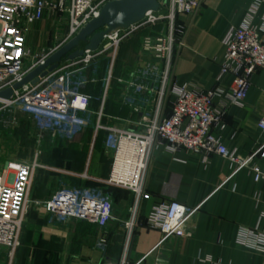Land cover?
Instances as JSON below:
<instances>
[{
	"label": "built area",
	"instance_id": "2783aa9c",
	"mask_svg": "<svg viewBox=\"0 0 264 264\" xmlns=\"http://www.w3.org/2000/svg\"><path fill=\"white\" fill-rule=\"evenodd\" d=\"M107 1L0 0V90L19 81L54 51L32 55L25 36L29 24L42 19L46 11L58 16L66 13L67 37H70L96 17ZM202 2L159 0L158 9L148 10L141 20L106 32L97 49H84L81 56L62 60L56 69L39 77L36 83L28 82L14 90L9 99L0 100V116L6 111L13 112L8 126L4 127L17 125L18 115L22 113L30 115L34 123V141L40 147L43 140L69 139L77 130H84L90 119L94 120L95 133L100 129L107 131L104 147L111 154L110 174L103 183L128 189L136 195L142 191L147 162L156 142H163L170 152L185 149L200 154L204 160L209 154L216 153L228 160L233 173L249 168L254 181L261 182L264 187V169L253 159L264 143L252 154L241 156L227 149L212 131L213 126L221 122L223 114L214 105V98L223 94L232 104H239L253 73L264 69V0H252L241 22L225 33L222 39L224 60L216 76V85L207 90L193 82L178 84L171 75L174 49L182 43L184 35L177 17L196 14ZM256 18L258 23H255ZM156 25L160 26L157 30L153 28ZM145 28L152 31L141 34L140 48L143 55L150 58L124 74L114 76L113 67L121 42ZM103 56L108 63L101 78L99 105L96 110H91L92 96L85 89L90 83H96ZM26 59L30 63L25 67ZM226 73L233 76L228 91L220 82ZM112 80L120 86L121 102L139 112L138 130L101 123ZM167 94L172 97L171 111L162 116ZM257 125L264 132V115ZM38 154L39 150L34 152L32 160H0V247L8 249L9 258L19 245L25 215L31 206L42 207L48 225L53 227H68L74 220H85L102 228L112 218L110 192L101 185H82L78 180L77 186L72 185L65 178L80 176L72 171H58V187L49 198L31 200L29 193L34 172L41 166ZM197 209L198 206H186L176 200H161L152 207L145 225L160 230L162 240L172 235L190 237L193 230L189 220ZM130 212V218L124 223L128 229L135 226V206ZM100 241L104 243L105 239ZM236 241L264 253V229L240 227ZM206 260L218 264L210 258ZM99 264L130 263L123 256L118 262L102 260Z\"/></svg>",
	"mask_w": 264,
	"mask_h": 264
},
{
	"label": "crops",
	"instance_id": "0c3cea01",
	"mask_svg": "<svg viewBox=\"0 0 264 264\" xmlns=\"http://www.w3.org/2000/svg\"><path fill=\"white\" fill-rule=\"evenodd\" d=\"M251 3L252 0H203L196 14L179 15L177 23L183 26L184 35L174 49L172 79L178 84L196 83L202 90L214 87L224 60L222 39L231 26L241 22ZM53 14L46 11L40 21L27 26L26 44L32 55H41L46 44L54 50L58 47L47 37ZM150 31L142 29L121 42L114 67L116 76L150 58L140 48L141 34ZM232 80L230 73L222 77L220 82L226 91ZM86 92L99 95L101 88L90 83ZM171 101L167 94L162 116L170 114ZM117 103V89H112L104 103L101 123L138 130L139 112ZM98 105L99 100L92 101L90 108ZM214 105L223 114L212 131L227 149L248 156L264 143V132L257 125L264 115V69L253 73L239 104H232L222 94L214 98ZM82 132V137L73 140L57 139L55 151L38 155L40 159L37 156L41 166L35 169L30 199L49 198L60 176L58 171H72L80 175L77 180L82 185L107 187L113 204L112 218L102 228L85 220H74L68 227H53L48 225L42 207L31 206L11 258L8 249L0 247V264H99L102 260L118 262L123 256L130 264H211L207 258L218 264H264V253L236 241L240 227L264 229V187L254 181L249 168L233 173L228 160L216 153L204 160L200 154L185 149L170 152L163 142H156L149 155L142 191L136 195L103 183L111 169V154L104 147L107 131L95 133L88 128ZM253 159L264 169V147ZM161 200L198 206L189 220L193 230L190 237L172 235L162 240L160 230L145 225L152 207ZM134 206L135 226L128 229L124 223Z\"/></svg>",
	"mask_w": 264,
	"mask_h": 264
},
{
	"label": "water",
	"instance_id": "95a60500",
	"mask_svg": "<svg viewBox=\"0 0 264 264\" xmlns=\"http://www.w3.org/2000/svg\"><path fill=\"white\" fill-rule=\"evenodd\" d=\"M158 7L159 0H109L105 2L96 17L89 20L69 40L58 46L43 62L27 72L19 81L0 90V100L9 99L14 90L28 82L36 83L39 77L56 69L64 58L73 60L81 56L84 49H97L106 32L128 27L141 20L148 10H157ZM81 43L84 45L81 46Z\"/></svg>",
	"mask_w": 264,
	"mask_h": 264
},
{
	"label": "rangeland",
	"instance_id": "374dc122",
	"mask_svg": "<svg viewBox=\"0 0 264 264\" xmlns=\"http://www.w3.org/2000/svg\"><path fill=\"white\" fill-rule=\"evenodd\" d=\"M53 13L54 14L51 15V19H49L51 23V28L47 36L49 37L48 42L49 40H54L56 44H59L58 46H60L61 44L69 40L74 34L70 37H67L68 15L66 13H63L62 15L58 16L57 13L55 12ZM45 46L46 47L44 48V51H42V53H48L54 50L53 47H49L50 44H46ZM29 63L30 61L26 59L24 61V66L26 67ZM112 89H117V91L119 92V88L116 86V84L114 87V84L111 83V90ZM12 113H13L12 110L6 111L3 113L2 116H0V160L1 161L6 160L7 158L32 160L33 153L35 150L36 151L39 150L38 155L40 157H43L45 155H50V153L56 150V143L50 140H45V141L43 140L42 145L40 147L36 146L33 138L34 123H32L33 121L27 115H19L18 118H20V120L17 125L7 128L4 127L6 125L8 126L9 124L8 120L10 119ZM16 113H19V111H16ZM88 128H90L93 131L94 120L90 119L89 123L86 125L84 130H87ZM84 130H77L72 135V137L68 139V141L82 137L84 133L82 131ZM65 179L71 182L72 185L77 186L76 178L68 176ZM57 187H58V180L55 189H57Z\"/></svg>",
	"mask_w": 264,
	"mask_h": 264
},
{
	"label": "trees",
	"instance_id": "16d2710c",
	"mask_svg": "<svg viewBox=\"0 0 264 264\" xmlns=\"http://www.w3.org/2000/svg\"><path fill=\"white\" fill-rule=\"evenodd\" d=\"M81 44L84 45V43H81ZM116 58H117V56H116ZM64 59H65V58H64ZM64 59H63V60H64ZM115 62H116V59H115ZM107 63H108V59H107L105 56H103V57L100 58L99 65H98V69H97V81H96V83L100 86L101 89H102L101 78H102V76L104 75V72H105V69H106ZM114 67H115V63H114ZM114 67H113V75L116 76L115 73H114ZM112 82H113L114 87H115V84H116L115 80H112L111 83H112ZM116 86H117V85H116ZM87 87H88V86H87ZM117 87H118V86H117ZM86 89H87V88H86ZM86 89H85V92H86ZM110 91H111V84H110V88L108 89V93H107L106 100L109 98V93H110ZM91 96H92V99H91V102H92V101L98 100L97 97L100 96V94H99V95H91ZM119 96H120V89H119V92L117 91V102H118L117 104L120 105L121 107H123V106L127 107L126 105H124V104L121 102ZM106 100H105V102H106ZM91 102H90V104H91ZM104 105H105V104H104ZM116 106H117V105H116ZM89 108H90V105H89ZM90 109H91V108H90ZM91 110H96V108L91 109ZM111 110H113L112 107H111ZM103 114H104V107H103ZM20 115H27L29 118H31L30 115L25 114V113H22V114H20ZM18 116H19V115H18ZM19 120H20V118H18V123H19ZM31 120H32V118H31ZM32 123H33V122H32ZM98 131H99V130H98ZM34 137H35V130H34V133H33V138H34ZM57 139H63V138H57ZM57 139L54 140V143L56 142ZM104 189L107 190V191L109 192V190L107 189V187H104Z\"/></svg>",
	"mask_w": 264,
	"mask_h": 264
}]
</instances>
